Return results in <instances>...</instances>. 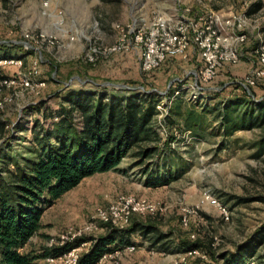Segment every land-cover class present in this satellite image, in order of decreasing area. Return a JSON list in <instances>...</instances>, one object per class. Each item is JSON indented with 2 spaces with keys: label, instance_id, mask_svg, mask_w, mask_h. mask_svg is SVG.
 <instances>
[{
  "label": "rangeland",
  "instance_id": "rangeland-1",
  "mask_svg": "<svg viewBox=\"0 0 264 264\" xmlns=\"http://www.w3.org/2000/svg\"><path fill=\"white\" fill-rule=\"evenodd\" d=\"M261 47L264 0H51L47 7L41 0H0L3 177L16 170L14 163L34 158L35 119L46 127L54 118L43 102L66 107L64 97L76 91L151 96L159 104L152 125L160 142L157 156L143 161L148 173L133 150L117 170L85 177L45 205L42 226L20 252L36 257L32 264H67L63 255L47 260L44 249L51 240L52 247L72 244L79 247L76 264L111 229L124 233L138 222L170 235L161 242L168 250L135 233L97 264H221L220 254L238 245L253 249L243 264H264V124L226 136L205 109L241 91L264 99L263 78L244 82L263 68ZM168 172L175 179L167 185L146 186ZM206 194L228 210V221L204 201ZM128 196L153 203L155 211L133 212L127 223L100 219L97 209ZM181 242L199 245L204 258L182 259ZM130 244L132 251L125 248Z\"/></svg>",
  "mask_w": 264,
  "mask_h": 264
},
{
  "label": "trees",
  "instance_id": "trees-1",
  "mask_svg": "<svg viewBox=\"0 0 264 264\" xmlns=\"http://www.w3.org/2000/svg\"><path fill=\"white\" fill-rule=\"evenodd\" d=\"M64 102L68 106L60 105L57 108L42 103L44 109L50 107L54 118L46 127L38 126L39 120L35 119L37 144L34 158H26L22 165L14 163L16 170H5L8 174L6 177L2 176L5 172L0 171V264H32L36 257L20 252V248L42 226L45 205L50 207L85 177L117 170L121 159L133 150L136 162L143 165L144 173H148L150 164L143 161L157 156L156 144L160 142V137L153 129L152 121L157 114L158 99L141 95L122 98L72 91L66 94ZM205 109L215 113L226 136L264 124V99L255 101L243 91L222 101L219 107L213 105ZM170 110L179 113L172 108ZM260 142L264 144V137ZM168 173L147 180L146 186L167 185L175 179L174 175ZM135 233L148 240L152 247L170 236L161 233L154 225L138 222L124 233L111 229L108 235L97 239L76 264H97L101 255L111 249L107 245L117 241L113 246L122 247L130 243L126 236ZM198 246L188 242L179 243V248L185 251ZM72 247V244L54 245L45 248L43 255L59 256L69 252ZM166 247L161 243L158 250L165 252L168 250ZM252 252V246L238 245L235 252L221 253L219 257L223 260L221 264H243L246 258L253 257Z\"/></svg>",
  "mask_w": 264,
  "mask_h": 264
},
{
  "label": "built area",
  "instance_id": "built-area-1",
  "mask_svg": "<svg viewBox=\"0 0 264 264\" xmlns=\"http://www.w3.org/2000/svg\"><path fill=\"white\" fill-rule=\"evenodd\" d=\"M41 2L43 3L44 7H47L51 0H41ZM258 56L260 59V64L263 68H259L256 69L255 71H253L252 74H249L248 76L245 77L244 82L247 84H253L256 82V79H264V47H261L258 51ZM4 62H9V60H4ZM12 62V61H10ZM20 62V61H18ZM36 72V71H35ZM43 85L42 83H39L38 85ZM26 85L30 86L31 83L28 82V80H26ZM159 105V104H158ZM157 105V106H158ZM204 201L209 202L210 204H212L213 206H216L218 209L221 210V214L223 216V219L225 221H228L229 217H228V210L225 209V207L223 205H221L218 200L209 194H206L204 196ZM121 204V206L119 205ZM155 208L153 203L150 204L149 202H147L145 199H136L134 197L128 196V197H123L121 198V200L119 201V203L117 205H110L108 210H104V209H97V213L100 217V219L103 221H112L113 223H116L117 221H122L123 223H127L129 221V217L133 212L136 211H148V212H153L155 211ZM52 241L49 243L48 247H52ZM83 244V243H81ZM121 247V246H120ZM120 247H116L117 250H115V254H118L120 252ZM123 247V246H122ZM126 249L128 250H133L135 248V246L133 244L130 245H126L125 246ZM77 249H79V247L77 248H71L69 252L67 253H63L59 256H48L46 258H48L47 260L53 262L54 260L57 259V257H61L63 255L64 258H66V263L67 264H74L75 259H76V255L74 254V251H76ZM203 253H206L203 250ZM111 256L112 253L111 252H104V254L101 256V258L99 260H101L102 258L106 257V256ZM183 258L186 257L187 255H198L204 258L205 254H201L200 251L198 250V248H190L187 249L186 251L183 252L182 254Z\"/></svg>",
  "mask_w": 264,
  "mask_h": 264
},
{
  "label": "crops",
  "instance_id": "crops-1",
  "mask_svg": "<svg viewBox=\"0 0 264 264\" xmlns=\"http://www.w3.org/2000/svg\"><path fill=\"white\" fill-rule=\"evenodd\" d=\"M105 172H109V171H105ZM105 172H103V173H105ZM102 173V172H101ZM97 174V173H96ZM94 175V174H93ZM84 180V179H83ZM82 183V182H81ZM117 242V241H116ZM116 242L115 243H113V244H109V245H107V246H113L114 244H116Z\"/></svg>",
  "mask_w": 264,
  "mask_h": 264
}]
</instances>
